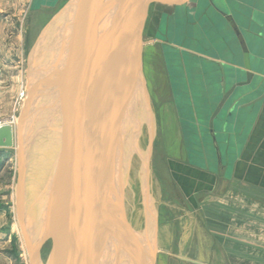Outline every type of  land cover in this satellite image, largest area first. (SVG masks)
<instances>
[{"label":"water","instance_id":"1","mask_svg":"<svg viewBox=\"0 0 264 264\" xmlns=\"http://www.w3.org/2000/svg\"><path fill=\"white\" fill-rule=\"evenodd\" d=\"M163 1L68 0L32 47L26 69L28 88L14 133L9 126L0 127V150L11 149L13 141L15 145L14 212L28 264L47 263L41 259V248L47 237L53 240L51 252L58 240L66 241L74 264H100L98 246L102 240L106 241L99 235L98 227L103 206H108L104 192L114 120L118 106L122 109L126 102L129 104L133 84H137L143 95L145 93L143 36L151 6L161 5ZM232 30L243 65L229 70L232 71L229 83L234 86L228 93L224 88L226 76L222 79L224 96L207 125L213 140L217 133L215 120L224 105L236 88L251 85L256 73L242 32L235 25ZM49 35H52V42ZM46 41L49 45L42 47ZM236 74H243L245 81L235 84ZM232 100L235 102L238 97ZM239 106L232 103L228 108L219 120L218 133L226 130ZM51 107L56 108L57 121L50 118ZM47 130L53 140L49 166L45 164L47 151L38 145ZM148 164V156H145L146 190ZM148 193L145 200L151 203ZM73 194L78 195L80 203L76 213L80 234L76 245L63 233L71 219L67 209H70ZM149 204V219L144 220L141 234L144 244L148 242L156 248V213L153 203ZM108 207L112 209L108 211L116 231L110 235H115L116 240L111 245L105 244V255L107 253L106 260L114 257L115 261L116 255L128 251L124 243H133V233L113 212L112 200ZM85 221L90 225L86 226ZM120 233L128 240L120 239ZM153 258L150 264L155 263Z\"/></svg>","mask_w":264,"mask_h":264},{"label":"crops","instance_id":"2","mask_svg":"<svg viewBox=\"0 0 264 264\" xmlns=\"http://www.w3.org/2000/svg\"><path fill=\"white\" fill-rule=\"evenodd\" d=\"M219 1L224 2L223 8L217 5L218 2L214 3V0H164L161 5L155 4L156 10L150 24V40L151 50L157 59L152 60L151 56H147L153 64L149 78L157 83V78L163 77L167 87L165 94L171 99L174 98L169 94L168 67L162 61L163 47L178 48L212 67L222 69L224 65L229 70L236 68L234 63L221 57H213L204 50L198 52L185 46L187 32L184 36L182 33L183 30L188 31L187 26L192 23L199 28L202 26V29L195 30L206 42L199 47H237L232 30L234 25L242 34L245 32L248 36L259 39L257 42L249 40L248 43L244 37L249 52L250 47H254L250 62L253 58L256 67L264 69V7L260 6L264 1ZM201 6V19L198 21ZM209 10L213 12L212 15ZM260 11L262 12L257 13ZM253 15L260 18L254 27ZM168 19L173 21L170 27L172 30L176 27V21L180 22L179 38L183 44L160 37L159 31L163 28L164 20ZM238 20L242 24L238 25ZM168 26L165 25L163 29L164 37L170 34ZM210 30L215 33L224 31L226 36L219 37L216 33L217 39H214L218 41V45L210 46ZM174 36L175 32L172 31V37ZM255 78L256 88L240 95L233 102V105L238 103L240 106L226 130L219 133V138L215 136V140L210 134L213 141L212 164L204 154L201 159L187 161L185 151L186 148L191 149V145L184 142L182 120L175 103L164 106V110L160 112L164 123L161 151L164 156L157 178L163 198L158 203L157 221L159 226L164 222V229L161 226L157 228L156 242L158 247H164L165 251L160 253L164 256V264H264L263 71L256 70ZM231 83L234 81L231 80ZM165 94L160 96L164 97ZM188 123L191 125L190 121ZM163 165L166 167L165 172Z\"/></svg>","mask_w":264,"mask_h":264},{"label":"rangeland","instance_id":"3","mask_svg":"<svg viewBox=\"0 0 264 264\" xmlns=\"http://www.w3.org/2000/svg\"><path fill=\"white\" fill-rule=\"evenodd\" d=\"M67 1L68 0H0V127L9 126L13 129L14 133V125L24 103L26 96L25 91L28 87L27 86L24 90L20 88L23 84L27 85L26 69L28 55L43 29ZM216 2H218L217 5H219L220 8L225 6L224 2L214 0V3ZM256 6V8H259L258 5ZM260 6L264 7V4ZM199 8L198 21L201 19L200 12L202 6ZM256 8L255 10H257ZM154 10H156V7L153 4L149 12L143 36L142 68L144 79L147 82L143 96L146 105V114L149 119V130L148 134L143 138L142 149L145 155L148 156V183L150 187L151 203H153V208L156 213L155 240L157 241V228L161 226L160 228L162 230L164 229V222H161L159 226V222L157 221V213H159L158 203L161 202L163 198V195L159 192L161 185L157 178V173L160 172V163L164 156V154L161 153L162 143L164 142L162 139V131H164L163 115H161L162 110H164V106L172 102L176 105L177 112L182 120L184 142L186 145H191V149L188 148V150L186 148L185 151L187 161L191 159L195 160L196 158L201 159L204 154L207 160L212 164L214 163L213 152H211L213 141L211 140L210 130L207 125L209 123V118L224 96L222 92V75L226 76V84L224 85L226 93H228L234 84L231 85L229 83V74L232 75V71L230 73L228 67L224 65L222 69L216 66L212 67L210 64L202 62L195 56H189L179 51L178 48L172 49L170 47H163L162 61L168 67L170 83L169 94L174 99L167 96V94H165V89L167 87L166 84H164L163 77L162 79L158 77L157 83L153 82L152 78L151 80L149 78L150 70H153V64L149 62L147 56L148 58L151 56L150 58L152 60L157 59V56L155 57V53L151 50L152 41L150 40V24L153 19L152 14ZM209 12L212 15L213 12L210 10ZM261 12L262 11L257 13ZM253 16L252 26L254 27L255 24L259 23L260 18L255 15ZM166 22H169V24ZM171 22H173L172 19H168L167 21L164 20L163 28L159 31L160 37L164 40L169 39V41H173L176 44H183L179 38V34L181 33L179 29L180 22L176 21V27L174 26L173 30L170 29ZM164 24L167 26L169 25L170 34L167 37H164ZM239 24L242 23L238 20V25ZM200 28L202 29V26H200ZM200 28L192 23L191 26H187L188 31L183 30V36L187 32L188 37L187 40H184L185 46H189L188 48L198 52L204 50L210 56L221 57L223 60L234 63L236 68H242L243 60L238 47H199L202 46L203 43H206L197 31H195ZM172 31L175 32L174 37H172ZM216 33L219 37L225 35L224 31ZM216 33L213 30L209 31L210 46L218 45V41H215V39H217ZM243 34L248 43L249 40L252 42L254 40H259L248 36L245 32ZM213 35L216 36L214 37ZM45 43L46 42H44L42 47H44ZM253 49L254 47H250L251 56H253L254 53ZM39 50L41 51V49ZM251 65L253 69L263 71L264 73V69L256 67L253 58H251ZM236 77L237 82L235 84L245 81V76L243 74H236ZM256 81L257 79L255 78L251 85L236 88L235 94L226 102L221 114L215 120V124L217 123L216 138H219L217 129L219 127V120L227 113L228 108L232 105L233 97L239 98L240 95H244L256 88ZM160 94H165V96L161 97ZM190 98L193 99L191 100ZM188 121L191 122V125ZM48 131L49 130L45 132L41 138V142L38 144L40 148L47 151V158L45 161L47 166H49L48 162L50 161L53 147V140L50 138L51 133ZM14 150V141L11 149L0 150V264H28V258L23 252L20 229L14 212V191L16 186V159ZM3 154H7V156L4 158ZM135 159L136 156L134 155L130 160ZM211 164L209 167H211ZM163 166L165 172L166 167L165 165ZM133 170L134 169L130 171L131 173L129 172V175L134 181L130 178L129 182H127L131 185L132 189L124 187L126 191L128 189L134 191L135 186L136 190L139 189L137 184H139L140 179L139 177H134L135 170ZM74 195L75 194L70 196V205L73 202ZM126 205L128 206V204ZM137 207L138 213L136 214H134V212L131 214V210L126 207L125 215L129 219V223H127L126 226L130 227L133 233H137L138 238L142 237L141 233L144 221L139 214L140 205ZM159 208L161 209L162 207L160 206ZM68 211L69 209H67V213ZM59 223L60 222L56 224V227L59 226ZM153 229L155 230V228H152V231ZM52 244V238L47 237L41 248V259L43 263L48 261ZM147 244L142 243L139 264H150L153 257V259H155L154 264H164V256L160 254L165 251L163 245L158 247L156 242V248H153L151 245ZM175 247L174 250L176 251Z\"/></svg>","mask_w":264,"mask_h":264},{"label":"bare ground","instance_id":"4","mask_svg":"<svg viewBox=\"0 0 264 264\" xmlns=\"http://www.w3.org/2000/svg\"><path fill=\"white\" fill-rule=\"evenodd\" d=\"M50 41L52 42V35H49ZM49 42L46 41L45 46H48ZM43 50V49H42ZM45 56H43V59ZM27 85H22L20 88L22 90L26 89ZM28 88V87H27ZM20 89V90H21ZM128 101V99H127ZM125 106L120 108L118 106L117 114L115 117L114 128L112 131L110 149L106 167V180H105V192L104 197L106 199V204L109 206L110 200H112L113 204V212H115L119 218V221L126 226L129 223L128 217L125 215L126 207L131 210V214L138 213V205H140L139 214L142 216V220L149 219V212H148V201L145 200L147 198V193L150 195V187L148 184V191L146 190V182L147 176L143 171V159L146 156L144 150L142 149V142L145 135L148 134L149 130V119L146 114V105L144 96L139 90L137 84H133V90L129 98V104L126 102ZM120 108V109H119ZM55 107H52L50 110L51 119L53 121H57L58 114L55 111ZM48 110V111H49ZM49 114V113H48ZM92 138V135L91 137ZM136 156L135 160H130L133 156ZM105 162V161H104ZM133 163V164H132ZM104 166V165H103ZM102 166V171H103ZM134 169L136 178L139 177L140 182L137 184L139 189L131 190L128 189L127 191L124 187L131 188V185L128 184L130 178L134 181L132 177H130L129 172ZM133 170V171H134ZM140 171V172H139ZM139 172V174H138ZM131 173V172H130ZM133 186V185H132ZM132 189V188H131ZM151 196V195H150ZM78 195H74L73 202L71 207L67 213V216H70L71 219H68L67 228H65L64 237H66L70 243L76 245L78 244L79 240V233H78V222H77V215L80 203L77 201ZM139 202H138V201ZM77 202V203H76ZM128 202V203H126ZM128 204V206L126 205ZM138 204V205H137ZM142 204V206H141ZM151 204V203H150ZM149 204V205H150ZM108 206L104 205L102 210L103 213L100 214V225L98 227V233L101 237L104 236L103 242L99 244V253H100V264H139L140 260V251L143 243V236L138 237L137 233H133L131 245L129 243H124V246H128V251L126 254H120L119 256L116 255V260L114 261V257H108L110 260L109 262L106 260L107 253L105 255V244L111 245L112 242H115L114 236L115 230L112 227V214L108 210H111ZM144 207V208H143ZM106 210V211H105ZM86 215V211H84ZM119 214V215H118ZM110 215V216H109ZM85 225L89 226V222L85 221ZM111 226L112 228L108 227ZM128 226H126L127 228ZM130 228V227H128ZM87 229V228H86ZM131 229V228H130ZM120 239L128 238L126 236H122L120 233ZM89 235L86 236L88 240ZM138 239V240H137ZM66 242V241H65ZM60 239L56 242L53 251L49 255L48 261L46 264H74L72 257H71V248H68V244ZM123 244V243H122ZM134 244V245H133ZM71 246V245H70ZM108 248V245H106ZM124 253V251H123ZM122 255V256H121ZM110 256V255H108ZM119 258V259H118ZM120 260V261H119Z\"/></svg>","mask_w":264,"mask_h":264},{"label":"trees","instance_id":"5","mask_svg":"<svg viewBox=\"0 0 264 264\" xmlns=\"http://www.w3.org/2000/svg\"><path fill=\"white\" fill-rule=\"evenodd\" d=\"M6 156H7V154H6V155L3 154V157H4V158H5Z\"/></svg>","mask_w":264,"mask_h":264}]
</instances>
